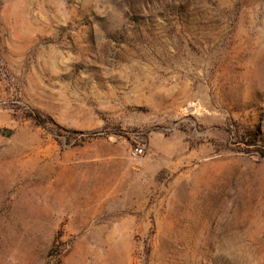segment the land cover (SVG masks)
<instances>
[{"label":"rangeland","instance_id":"rangeland-1","mask_svg":"<svg viewBox=\"0 0 264 264\" xmlns=\"http://www.w3.org/2000/svg\"><path fill=\"white\" fill-rule=\"evenodd\" d=\"M0 131V264H264V0H0Z\"/></svg>","mask_w":264,"mask_h":264},{"label":"built area","instance_id":"built-area-1","mask_svg":"<svg viewBox=\"0 0 264 264\" xmlns=\"http://www.w3.org/2000/svg\"><path fill=\"white\" fill-rule=\"evenodd\" d=\"M142 152H143V149L141 147L137 146L131 150V155L132 156H139L142 154Z\"/></svg>","mask_w":264,"mask_h":264},{"label":"trees","instance_id":"trees-1","mask_svg":"<svg viewBox=\"0 0 264 264\" xmlns=\"http://www.w3.org/2000/svg\"><path fill=\"white\" fill-rule=\"evenodd\" d=\"M32 117V119L35 121V123H37L38 124V122H39V116H31ZM0 133H3V131H0ZM10 133V131H6L4 134H6V135H8Z\"/></svg>","mask_w":264,"mask_h":264}]
</instances>
